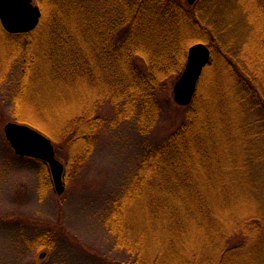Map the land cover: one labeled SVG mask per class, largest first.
Instances as JSON below:
<instances>
[{"label":"trees","instance_id":"trees-1","mask_svg":"<svg viewBox=\"0 0 264 264\" xmlns=\"http://www.w3.org/2000/svg\"><path fill=\"white\" fill-rule=\"evenodd\" d=\"M216 1L38 0L41 21L25 34L0 18V72L23 69L18 95L56 84L77 108L52 135L69 149L68 168L94 151L106 102L117 126L131 121L149 133L190 47L211 48L186 122L148 150L103 219L133 264L264 262V0H233L229 20L212 14L229 0ZM238 11L242 35L233 32Z\"/></svg>","mask_w":264,"mask_h":264},{"label":"rangeland","instance_id":"rangeland-1","mask_svg":"<svg viewBox=\"0 0 264 264\" xmlns=\"http://www.w3.org/2000/svg\"><path fill=\"white\" fill-rule=\"evenodd\" d=\"M33 2L40 7L38 0ZM220 3L212 14L218 11V16L224 14L229 20L237 12L234 1ZM204 15L209 22L215 19L211 13ZM236 16L242 21L233 32L242 35L245 20L240 11ZM16 66L7 69V77L0 72V264H133L128 253L115 244L103 219L148 150L165 142L186 122L189 106H181L174 99V86L180 77L163 92L160 119L147 134L131 121L117 126L114 111L106 102L98 111L105 123L96 136L94 151L86 161L72 163L68 168L69 149L54 141L52 135H57L56 128H62L60 117L69 119L77 108L67 107L69 102L56 84L34 87L25 99L20 97L17 81L23 69ZM13 73L15 85L8 79ZM36 91L41 94L37 102L51 116L45 117L48 123L36 108L39 104L32 106ZM46 107L54 108L47 111ZM31 112L35 114L29 117L32 121L25 122L23 119ZM9 123L27 125L54 142L56 157L65 166L62 194L56 190L49 166L38 159L19 156L12 148L4 132Z\"/></svg>","mask_w":264,"mask_h":264},{"label":"water","instance_id":"water-1","mask_svg":"<svg viewBox=\"0 0 264 264\" xmlns=\"http://www.w3.org/2000/svg\"><path fill=\"white\" fill-rule=\"evenodd\" d=\"M198 0H187L194 5ZM42 17L39 6L33 0H0V18L11 33H28L34 30ZM211 50L205 43L190 47L186 67L174 86V99L181 106H189L194 100L199 79L209 64ZM4 132L15 152L45 162L51 171L59 194L65 190V166L56 157L52 141L37 130L23 124L9 123Z\"/></svg>","mask_w":264,"mask_h":264}]
</instances>
